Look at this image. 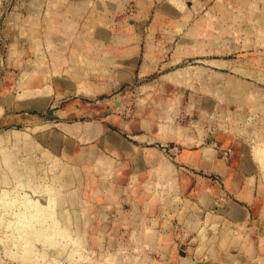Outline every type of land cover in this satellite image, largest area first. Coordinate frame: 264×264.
Masks as SVG:
<instances>
[{
    "label": "rangeland",
    "instance_id": "374dc122",
    "mask_svg": "<svg viewBox=\"0 0 264 264\" xmlns=\"http://www.w3.org/2000/svg\"><path fill=\"white\" fill-rule=\"evenodd\" d=\"M176 1L0 0V199L11 196L4 198L10 203L0 200V264H30L38 252L34 264H264V0ZM134 33L142 43L132 83L109 94L59 93L74 68L87 74L89 52L100 51L99 41ZM138 118L176 125L186 135L201 130L226 162H253L256 168L246 170L255 173L202 175L219 194L212 213L201 207L190 212L191 190L172 187L170 198L152 188L199 185L200 176L177 162L180 146L154 145L176 173L164 165L158 175L126 176L130 158L104 151L97 158L90 148L98 143L77 137L95 122L120 133L119 124ZM68 126L77 129L76 137L67 134ZM257 146L263 156L255 155ZM70 176L63 186L60 180ZM243 181L254 189L227 187ZM24 192L40 210L29 206ZM174 196L175 208L161 212L165 222L153 220L155 204L173 203ZM237 203L247 215L244 222L234 220ZM42 206L47 212L40 213ZM187 213L198 219L200 231L187 233ZM48 229L59 232L42 235ZM54 234L60 243L51 242ZM189 246H200L201 253L190 254Z\"/></svg>",
    "mask_w": 264,
    "mask_h": 264
},
{
    "label": "crops",
    "instance_id": "0c3cea01",
    "mask_svg": "<svg viewBox=\"0 0 264 264\" xmlns=\"http://www.w3.org/2000/svg\"><path fill=\"white\" fill-rule=\"evenodd\" d=\"M132 31H134L132 29ZM134 35L126 34L125 39H112V40H101L100 51H98L95 55L90 51L89 58L87 63L89 68L87 70V74H84L82 71L85 69H81L80 66L74 68L72 72L68 75L64 76L62 83L64 84L63 91L59 92L61 94H78V93H88L92 95L97 94H109L115 91L120 85L124 83H132L137 74L139 56L141 55V43L142 41L138 38H134ZM96 56V57H92ZM112 58V61H107L105 58ZM104 58V59H103ZM114 60V61H113ZM114 62V63H113ZM174 76H170L172 79ZM86 78L88 80H86ZM120 125V133L111 130L104 125L102 122H95L91 124L88 130H83L77 137L85 142L83 139H91L90 141H96L98 144L96 146H92L90 150L97 151L96 157H100L101 152H105V154H112L114 157H120L128 159L130 161L127 164V168L130 174L128 175H143L144 172H151L152 174L161 173L162 166L174 169V165L170 166L166 163V160L162 156L159 149H156L154 145L158 146L160 143H174L177 146H180V153L178 154V163L184 165V169L186 171L191 170L194 176H200L197 178L199 185L196 186H156V183L152 184V188L154 191H162L163 194L169 195L171 198V188L175 190L179 187V190L187 189L186 191L191 190L192 193L189 195L192 198L190 205V212L198 211L202 208H206L205 211L208 213H212L213 206H215L216 197L218 196L219 190L218 186H208V183L202 179L201 177L204 174H214L220 176H228L229 174H240L245 175L247 173L253 174L255 170H246L249 167L256 168L253 162L247 164L245 162H240L236 166L232 162H226L222 156L220 155V151L215 148L216 144H210L209 141L205 137H203V133L201 130L196 132H191L186 135L185 130L176 126V125H159L154 124L146 119H137L133 124H128L125 126L124 123ZM67 134L72 135V137H76L77 129L73 126L67 127ZM66 130H64V133ZM126 135V137L124 136ZM192 135V136H190ZM147 146H152V149H145ZM222 149H224L222 147ZM131 154V155H130ZM241 157V156H240ZM238 157V158H240ZM83 158V155L78 157ZM85 159H88L89 156H85ZM122 158V159H123ZM107 160V163H112ZM135 164V166H134ZM174 166V167H173ZM164 167V169H165ZM126 167H122L121 170H127ZM171 170V171H172ZM175 172V169L173 171ZM3 176V175H2ZM1 176V180L3 179ZM131 178V177H130ZM4 182V181H3ZM6 183V182H4ZM10 182H8L9 184ZM203 184H207L203 186ZM144 185V184H143ZM140 189H146V186H138ZM229 188L236 187V189L251 191L252 186L249 181H243V184H239V186H227ZM164 190L168 191V193L164 192ZM212 190V193H210ZM245 198L248 197L247 194H242ZM169 202L161 204V200H159L155 204V208L153 209L154 216L153 220H157L158 222H165L164 219L161 218L162 210L174 209L176 206L175 196ZM251 200V198H250ZM249 200V201H250ZM242 202V201H241ZM173 207V208H172ZM194 208V209H193ZM198 209V210H196ZM232 212L235 213L234 219L236 222H244L246 220L247 215H245L244 207L237 203L231 208ZM204 211V212H205ZM196 213V212H195ZM187 213L185 217L182 219L184 225L186 227V231L189 234L191 231L194 232L200 231V225L198 224V219L194 217H190ZM218 215L219 213H214ZM165 217V215L163 216ZM189 223H192L189 227ZM194 229V230H191ZM154 232V231H153ZM143 236L155 239L154 235H149L146 231L143 230ZM160 233V231H159ZM157 238V236H156ZM177 238V236L175 237ZM188 251L190 254H199L201 253V247L189 246Z\"/></svg>",
    "mask_w": 264,
    "mask_h": 264
},
{
    "label": "bare ground",
    "instance_id": "6f19581e",
    "mask_svg": "<svg viewBox=\"0 0 264 264\" xmlns=\"http://www.w3.org/2000/svg\"><path fill=\"white\" fill-rule=\"evenodd\" d=\"M181 1H182V0H181ZM177 2H180V1L178 0V1H176V3H177ZM182 2H183V1H182ZM177 4H179V3H177ZM182 4H183V3H182ZM179 5H181V4H179ZM182 6H183V5H182ZM32 72H33V71H32ZM34 72H36V70H35ZM34 72H33V73H34ZM47 102H48V101H47ZM40 103H41V102H40ZM258 147H260V146H257V149H256L257 151H256V152H255V150H254L253 152H255V155H256V156H257L258 154H262V156H263V153H258V150H259ZM255 148H256V147H255ZM262 148H263V145H262ZM262 148H261L260 150H262ZM263 150H264V149H263ZM263 152H264V151H263ZM253 154H254V153H253ZM255 155H253L254 158H256ZM263 157H264V156H263ZM263 157H262V159H263ZM258 159H259V158H258ZM258 159L256 158V161H257ZM262 159H261L260 162H258L259 164L262 163ZM254 160H255V159H254ZM259 160H260V159H259ZM263 160H264V159H263ZM8 161H9V163H10V162H11V158H8ZM263 162H264V161H263ZM10 164H11V163H10ZM257 165H258V164H257ZM260 165H262V164H260ZM262 166L264 167V163H263ZM259 168H261V166H260ZM262 169H263V168H262ZM263 170H264V169H263ZM66 175H67V174H66ZM77 177H78V176H77ZM70 178H71V176H70V177H66V178H65V177L62 178V179L60 180V181L62 182L61 184H62L63 186H66L67 184H69V179H70ZM54 179H55V178H54ZM72 180H73V181H76L75 178H73ZM2 181L5 182V178L2 179ZM8 182H9V181H6V183H8ZM19 185H20V184H19ZM19 185H17V186H19ZM15 188H16V187H15ZM21 188H22V187H21ZM23 188H24V187H23ZM23 188H22V189H23ZM16 189H18V188H16ZM3 190H4V189H3ZM5 190H6V189H5ZM14 190H15V189H14ZM14 190L11 191V192L13 193ZM7 191H8V190H7ZM7 191H6L5 193H7ZM15 191H16V190H15ZM18 191L20 192L21 190H18ZM19 192H18L17 194H20V193H21V192H20V193H19ZM3 193H4V192H3ZM3 193H2V194H3ZM24 193H25V192H24ZM28 194H29V193H28ZM35 194H36V193H35ZM50 194H51V193H50ZM7 195L10 196V193H8ZM11 195H12V194H11ZM15 195H16V194H15ZM25 195H26V193H25ZM29 195H30V194H29ZM52 195H53V194H52ZM9 196H8V197H9ZM19 196L22 198V195H19ZM19 196H18V197H19ZM5 197H6V196H5ZM5 197H3V195H2L1 199L3 198V200L5 201V200H6V199H4ZM8 197H6V198H8ZM18 197H17V198H18ZM20 197H19L18 199L16 198V200L18 201V200L20 199ZM28 197H29V196H28ZM28 197H27V195H26V197L24 196V198H25L26 201L28 200V199H26V198H28ZM68 197H69V196H68ZM10 198H11V196H10ZM24 198H23V199H24ZM33 198H35V197L33 196ZM52 198H53V196H52ZM1 199H0V200H1ZM23 199H21L22 202H23ZM31 199H32V198H31ZM36 199H39V198H35L34 201H36ZM3 200H2V203H4ZM11 200H12V199H11ZM21 200H20V202H21ZM55 200H56V199H54V204H55ZM71 200H72V199H71ZM6 201H9V200H6ZM29 201H30V199L27 201V203H28ZM32 201H33V200H32ZM11 202H12V201H11ZM14 202H15V201H14ZM24 202H25V201H24ZM24 202H23V204H24ZM30 202H31V201H30ZM30 202H29V206H34V205L37 206L36 204H38L37 207H38V209H39V203H36V204H35V202H34V203L32 202V203H31L32 205H30ZM38 202H41V201H38ZM68 202H69V201H68ZM9 203H10V201H9ZM9 203H5V205H9ZM25 203H26V202H25ZM50 203H51V201H50ZM52 203H53V202H52ZM19 204H21V203H19ZM23 204H21V205H23ZM33 204H34V205H33ZM47 204H49V203H47ZM54 204H52V205H54ZM1 205H2V204H1ZM3 205H4V204H3ZM41 205H42V204H41ZM19 206H20V205H18V207H19ZM23 206H24V205H23ZM23 206H21V207H23ZM27 206H28V205H27ZM27 206L25 205V207H27ZM43 206H44V205H43ZM43 206H42V207H43ZM50 206H51V205H50ZM54 206H55V205H54ZM1 207H3V206H1ZM25 207H23V208H25ZM42 207H40L41 210H42V211H40V213H41V212L44 213V212L46 211V208L44 209V207H43V208H42ZM48 207H49V205H48ZM56 207H57V206H56ZM31 208H32V207H31ZM31 208H30V209L25 208V210L27 209L26 211L29 210V211H31V212L33 213V211H32ZM49 208H50V207H49ZM35 209H36V208H35ZM38 209H36V210H38ZM55 209H57V208H55ZM21 210H22V209H21ZM21 210H20V212H23V211H21ZM36 210L34 211V213L37 212L38 214H40V213L38 212L40 209H39L38 211H36ZM47 210H48V208H47ZM49 210H54V209H51V208H50ZM26 211H24V212H26ZM24 212H23V213H24ZM46 212H47V211H46ZM54 212H56V210H55ZM29 213H30V212H29ZM32 213H31V215H32ZM52 213H53V212H51V214H52ZM48 214H49V212H48ZM56 214H57V213H56ZM56 214L54 213V214H53L54 216H53V215H52V216L55 217ZM25 215L28 216V214H25ZM33 215H34V214H33ZM40 215H41V214H40ZM43 215H44V214H43ZM46 215H47V214H46ZM16 216H18V214H17ZM35 216L40 217L39 215H35ZM35 216H33V218H32V216H30V217L32 218V219H31L32 221H33V219L35 218ZM49 216H50V218L52 217L51 215H49ZM49 216H47L48 221H49V219H50ZM25 217H26V216H25ZM30 217H29L28 219H30ZM26 218H27V217H26ZM41 218H42V216H41ZM43 218H44V216H43ZM45 218H46V217H45ZM56 218H57V217H56ZM56 218H55V220H56ZM17 219H20V220H21V218H20L19 216L17 217ZM28 219H27V220H28ZM36 219H37V217H36ZM20 220H19V221H20ZM31 220H29V221H31ZM39 220H40V219H39ZM43 220L46 221V219H43ZM43 220L41 219L40 221H43ZM51 220L55 221L53 218H52ZM19 221H17V222H19ZM40 221L38 222L40 225H44L45 223L48 222V221H47V222H44V221H43V222H44V224H43V223H40ZM10 222H11V221H10ZM15 223H16V222H15ZM54 223H58V222L55 221ZM8 224H10V223L8 222ZM50 224H52V225H50ZM59 224H60V225H59ZM40 225H39V226H40ZM46 225H47V224H46ZM48 225H50V227L54 226L53 223H51V222H50ZM48 225H47L46 227H48ZM56 225H58V228H59V227L61 226V222L59 221V223L56 224ZM56 225H55V226H56ZM8 226H9V225H8ZM9 227H10V226H9ZM40 227H41V226H40ZM40 227H39V228H40ZM50 227H49V228H50ZM44 228H45V226H44ZM60 228H61V227H60ZM5 229L8 230L9 228L7 227V228H5ZM32 229H34V228H32ZM41 229H42V228H41ZM46 229H47V228H46ZM50 229H51V228H50ZM50 229H48V230H49L48 233L43 231V232H42V235H43V233H45L46 235H48V234L50 233V235H51V234H53V233H57V232H59V231L55 232V230H54V232L52 233V232H50ZM54 229H55V227H54ZM56 229H57V228H56ZM61 229H63V228H61ZM37 230L41 232V230H39V229H37ZM43 230H44V229H43ZM51 230H52V229H51ZM57 230H58V229H57ZM59 230H60V229H59ZM27 231H28V230H27ZM27 231H26V233H27V234H30V237H31V235H32L33 233H31L30 230H29L30 232H29V231L27 232ZM35 231H36V230H35ZM38 231L36 232L37 234H39ZM46 231H47V230H46ZM60 231H61V230H60ZM63 232H64V231H63ZM63 232H61V234H62V235H65V234H63ZM45 234H44V235H45ZM50 235H48V236H50ZM66 235H68V237H70L69 234H66ZM48 236H47V237L45 236V237L48 238ZM57 236L59 237L60 235H57ZM34 237H35V236H34ZM52 237H53V235L51 236V238H52ZM55 237H56V236H55V234H54V239H55ZM65 237H67V236H65ZM68 237H67V238H68ZM31 238H32V240H34L33 236H32ZM51 238H48V239L51 240ZM56 238H57V237H56ZM59 238L61 239L62 236L59 237ZM63 238H64V237H63ZM67 238H66V239H67ZM71 238H72V237L68 238V240H69V239L71 240ZM39 239H40V238L37 237V241H38ZM43 239H44V238H43ZM54 239H53V241H51V242L56 241V239H55V240H54ZM57 239H58V238H57ZM73 239H74V238H73ZM29 240H30V239H29ZM32 240H31V241H32ZM35 240H36V237H35ZM40 240H41V239H40ZM40 240H39V242H40ZM63 240H64V239H63ZM68 240H64L65 243H66ZM43 241L46 242V241H48V240H47V239H46V241H45V239L42 240V244H43ZM58 241H59V240H58ZM58 241H56V242H58ZM61 241H62V240H61ZM76 241H77V240H76ZM49 242H50V241H48V242H46V243H49ZM68 242H69V241H68ZM73 242H74V245H75V246H74L75 248H73V249L76 250V249H77L76 247L79 246V243H77L78 241L75 242L74 240H73ZM73 242L71 241V242H69V243L72 244ZM31 243H32V242H31ZM46 243H45V245H46ZM58 243H60V241H59ZM63 243H64V242H63ZM63 243H61V244H59V245H62ZM65 243H64V244H65ZM75 243H76V244H75ZM49 244H50V243H49ZM54 244H55V243H54ZM54 244H51V245H54ZM67 244H68V243H67ZM77 244H78V245H77ZM57 245H58V244H57ZM68 245H69V244H68ZM30 246H31V244H30ZM32 246H33V245H32ZM47 246H49V245H47ZM54 246H55V245H54ZM63 246H64V245H63ZM49 247H51V246H49ZM61 247H62V246H61ZM72 247H73V244H72ZM79 247H80V249H82V246H79ZM79 247H78V249H79ZM23 249L25 250L26 248H23ZM30 249H32V247H31V248L29 247V250H28V249H26V250H28V252H29L30 255L34 254L35 252H34V253H33V252L30 253V251H32V250H30ZM80 249H79V251H80ZM21 250H22V249H21ZM24 250H23V252H24ZM69 250H70V249H69ZM75 250H74L75 253H74L73 251H72V253H74L75 255L77 254L78 259H79V257H81V256H79L78 253H80V252H79L78 250H77V252H76ZM84 250H85V249L83 248V252H84ZM81 251H82V250H81ZM23 252H22V253H23ZM28 252L26 251L25 253L27 254ZM19 253H20V252H19ZM19 253H18V254H19ZM22 253H20V254L22 255ZM70 253H71V252L69 251V254H70ZM20 254H19V255H20ZM26 254H25V255H26ZM29 254H27L26 256L28 257ZM36 254H37V255L39 254V255L41 256V254H40L39 252L36 253ZM74 254H73V255H74ZM80 254H81V253H80ZM15 255H16V254H15ZM19 255H16V256H19ZM21 255H20V256H21ZM23 255H24V253H23ZM37 255H36V256H37ZM39 255H38V257H39ZM43 255H44V254H43ZM43 255H42V257H43V260H44V259H46L47 257H45V256H43ZM70 255L73 256L72 254H70ZM34 256H35V255H34ZM67 256H68V255H67ZM32 257H33V255H32ZM32 257H31V259H32ZM38 257H36L37 260H36V258L34 257V258H35V260H34L35 262H36V261L38 262V259L40 258V257H39V258H38ZM44 257H45V258H44ZM73 257H74V256H73ZM24 258H25V257H24ZM28 258L30 259V256H29ZM28 258H27V260H28V262H29L31 259L29 260ZM34 258H33V259H34ZM71 258H72V257H71ZM11 259H12V258H11ZM15 259H16V258H15ZM20 259H21V258H20ZM41 259H42V258H41ZM55 259H56V258H54V260H55ZM73 259H76V258H73ZM18 260H19V257H18ZM21 260H22V259H21ZM46 260H47V261H46ZM46 260H44V261L48 262L49 259H46ZM79 260H80V259H79ZM22 261H23V262H21V261H19V262H21L22 264H24L25 260H22ZM31 261L33 262V260H31ZM50 261H51V260H50ZM17 262H18V261H17ZM26 262H27V261H26ZM32 262H29V263L31 264ZM35 262H33V264H34ZM46 262L43 263V262L41 261V263H43V264H45ZM54 262H55V261H53V263H54ZM21 263H20V264H21ZM41 263H39V264H41ZM51 263H52V262H51ZM55 263H58V262H55ZM25 264H26V263H25ZM27 264H28V263H27ZM37 264H38V263H37ZM47 264H48V263H47ZM49 264H50V262H49Z\"/></svg>",
    "mask_w": 264,
    "mask_h": 264
}]
</instances>
